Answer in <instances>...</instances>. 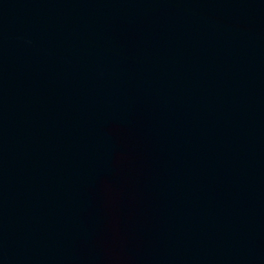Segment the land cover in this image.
<instances>
[{"label":"water","instance_id":"1","mask_svg":"<svg viewBox=\"0 0 264 264\" xmlns=\"http://www.w3.org/2000/svg\"><path fill=\"white\" fill-rule=\"evenodd\" d=\"M111 248L264 264V0H0V264Z\"/></svg>","mask_w":264,"mask_h":264},{"label":"clouds","instance_id":"2","mask_svg":"<svg viewBox=\"0 0 264 264\" xmlns=\"http://www.w3.org/2000/svg\"><path fill=\"white\" fill-rule=\"evenodd\" d=\"M119 232H114V236L118 239L119 238ZM108 254L111 258V264H125V261L120 253H118L115 248H111L108 250Z\"/></svg>","mask_w":264,"mask_h":264}]
</instances>
